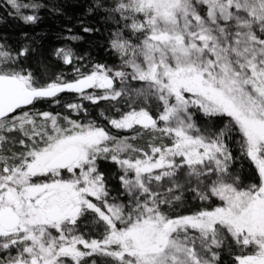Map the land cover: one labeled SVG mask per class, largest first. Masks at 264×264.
<instances>
[{
	"label": "snow or ice",
	"instance_id": "1",
	"mask_svg": "<svg viewBox=\"0 0 264 264\" xmlns=\"http://www.w3.org/2000/svg\"><path fill=\"white\" fill-rule=\"evenodd\" d=\"M0 264H264V0H0Z\"/></svg>",
	"mask_w": 264,
	"mask_h": 264
}]
</instances>
